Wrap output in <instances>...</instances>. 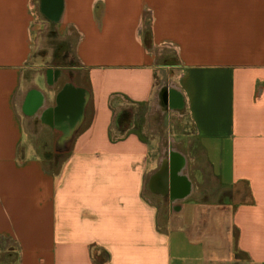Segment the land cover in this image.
<instances>
[{"label": "crops", "instance_id": "crops-1", "mask_svg": "<svg viewBox=\"0 0 264 264\" xmlns=\"http://www.w3.org/2000/svg\"><path fill=\"white\" fill-rule=\"evenodd\" d=\"M60 3L63 72L0 0V264H264V0ZM126 104L185 117L179 150Z\"/></svg>", "mask_w": 264, "mask_h": 264}, {"label": "rangeland", "instance_id": "rangeland-1", "mask_svg": "<svg viewBox=\"0 0 264 264\" xmlns=\"http://www.w3.org/2000/svg\"><path fill=\"white\" fill-rule=\"evenodd\" d=\"M32 20L34 31L37 32L36 52L33 59L45 67H52L61 72L66 71L68 66L75 63L74 39L66 37L63 30L59 29V22H52L41 14L38 0H33ZM121 111H127L129 114V117H125L126 119L121 122L122 128L126 129L124 133L138 132L146 140L153 142L160 158L167 157L173 149L179 150L178 141L183 137L182 130H189L185 117L171 112L164 115L159 109L152 112L149 105L126 104ZM28 127L31 139L50 140L52 138L51 134L40 125H33L32 122L28 124Z\"/></svg>", "mask_w": 264, "mask_h": 264}, {"label": "trees", "instance_id": "trees-1", "mask_svg": "<svg viewBox=\"0 0 264 264\" xmlns=\"http://www.w3.org/2000/svg\"><path fill=\"white\" fill-rule=\"evenodd\" d=\"M121 112L117 115L115 119V126L117 130L122 134L126 131V129L122 128L121 122H123L126 119L125 117H129V114L127 113V111H123L122 113Z\"/></svg>", "mask_w": 264, "mask_h": 264}, {"label": "bare ground", "instance_id": "bare-ground-1", "mask_svg": "<svg viewBox=\"0 0 264 264\" xmlns=\"http://www.w3.org/2000/svg\"><path fill=\"white\" fill-rule=\"evenodd\" d=\"M51 1H55V8L53 9V8H49V3L51 2ZM60 0H45L44 1V10L46 11V12H49L50 14H53L54 16H57L58 14H59V9H60Z\"/></svg>", "mask_w": 264, "mask_h": 264}, {"label": "flooded vegetation", "instance_id": "flooded-vegetation-1", "mask_svg": "<svg viewBox=\"0 0 264 264\" xmlns=\"http://www.w3.org/2000/svg\"><path fill=\"white\" fill-rule=\"evenodd\" d=\"M42 8H44V3H42ZM42 11H43V9H42ZM43 13L46 14L44 16L46 18H48L49 20H51L52 22H55L56 21L57 16H54L53 14H50L49 12H43Z\"/></svg>", "mask_w": 264, "mask_h": 264}, {"label": "water", "instance_id": "water-1", "mask_svg": "<svg viewBox=\"0 0 264 264\" xmlns=\"http://www.w3.org/2000/svg\"><path fill=\"white\" fill-rule=\"evenodd\" d=\"M49 8L51 9V8H55V1H51L49 4Z\"/></svg>", "mask_w": 264, "mask_h": 264}, {"label": "built area", "instance_id": "built-area-1", "mask_svg": "<svg viewBox=\"0 0 264 264\" xmlns=\"http://www.w3.org/2000/svg\"><path fill=\"white\" fill-rule=\"evenodd\" d=\"M115 111V110H114Z\"/></svg>", "mask_w": 264, "mask_h": 264}]
</instances>
